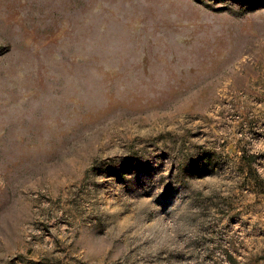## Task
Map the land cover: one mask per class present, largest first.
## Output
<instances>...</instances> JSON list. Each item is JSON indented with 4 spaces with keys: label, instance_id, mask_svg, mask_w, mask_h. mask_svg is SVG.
<instances>
[{
    "label": "rangeland",
    "instance_id": "obj_1",
    "mask_svg": "<svg viewBox=\"0 0 264 264\" xmlns=\"http://www.w3.org/2000/svg\"><path fill=\"white\" fill-rule=\"evenodd\" d=\"M0 264H264V0H0Z\"/></svg>",
    "mask_w": 264,
    "mask_h": 264
}]
</instances>
